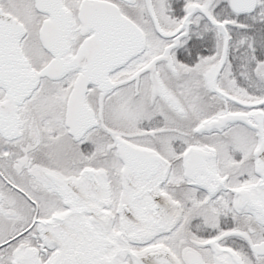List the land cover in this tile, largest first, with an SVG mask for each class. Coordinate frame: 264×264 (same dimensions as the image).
<instances>
[{"label": "snow or ice", "instance_id": "snow-or-ice-1", "mask_svg": "<svg viewBox=\"0 0 264 264\" xmlns=\"http://www.w3.org/2000/svg\"><path fill=\"white\" fill-rule=\"evenodd\" d=\"M0 264H264V0H0Z\"/></svg>", "mask_w": 264, "mask_h": 264}]
</instances>
